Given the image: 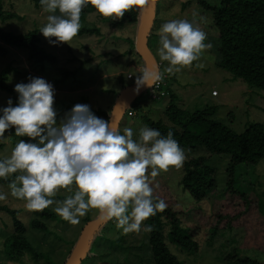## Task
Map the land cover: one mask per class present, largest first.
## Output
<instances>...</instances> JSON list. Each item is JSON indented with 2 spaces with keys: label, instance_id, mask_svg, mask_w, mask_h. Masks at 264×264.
I'll return each mask as SVG.
<instances>
[{
  "label": "rangeland",
  "instance_id": "rangeland-1",
  "mask_svg": "<svg viewBox=\"0 0 264 264\" xmlns=\"http://www.w3.org/2000/svg\"><path fill=\"white\" fill-rule=\"evenodd\" d=\"M188 1L190 4L187 7L190 8L183 10L182 7ZM192 1L158 0L156 21L160 24L159 28L172 19L197 21L193 15L195 12L192 11L194 6ZM206 1L216 5V0ZM4 9L17 14L19 19L0 23L2 29L15 34L38 30L40 46L55 57L54 64H37V67L27 60L24 53L10 48L5 57H0V69L7 65L14 69L10 75L11 84L27 83L30 77L43 78L51 83L55 90L53 107L57 113V124L65 117V114H58L60 109L73 107L76 104L89 105L94 115L96 111L105 113L108 119L104 116L99 118L108 121L122 84H134L136 75L140 73L138 67L143 64L136 52L129 50L131 47L126 41L130 35L129 32L133 31L136 25L126 27L124 30L112 29L106 19L91 13L81 17L80 29L97 27L100 30L99 36L77 34L69 44L64 42L51 44L49 39L54 40L55 37L45 38L39 32L46 23L47 15L42 11L41 6L36 7L31 0H5ZM205 15L207 20L203 18L197 23L206 33L205 43H210L211 48L204 50L200 59L194 61L192 66L182 68L178 73L164 72L167 62L160 61L156 52L159 36L150 33L147 39L150 52L156 61L162 64L159 72L162 73V77L165 75L162 78L163 81L173 87L176 106L189 112L203 109L206 105L217 106L212 119L223 123L236 133L243 132L245 127L253 122L260 123L264 127V92L247 86L240 79H234L230 73L215 65L217 55L214 51L217 35L208 12H205ZM197 64L202 67H197ZM65 71L69 74L63 78L61 74ZM127 73L132 75L131 80L126 79ZM212 91L218 94L216 98L211 96ZM153 93V89L148 88L139 94L137 100L141 102L142 111L137 115L132 113L122 117L119 122L121 133L125 127L131 128L133 139H136L139 129L146 126L142 121L144 116L152 121L162 120L168 124L163 114L168 96L164 95V99L161 96L157 101L152 99ZM9 99L12 100L10 95L0 92V108L6 107ZM5 136L8 138L4 143H0L3 145L0 149V158L8 156L19 140L27 142L29 139L16 137L6 132ZM214 160L215 158H212L211 163L208 164L216 170L212 176L215 179V187L207 192L202 203L194 201L182 189L180 180L183 164L179 169L170 167L167 172H162L155 178L153 183L158 186L154 189L153 195L163 199L167 208L179 213L187 222L198 226L197 233L213 226L215 228L233 226L215 231L212 235L214 239L210 243L209 239L201 240L199 252L196 254L186 255L187 253L179 251L173 245H168V248L179 261H183V264H227L226 256H233L234 253L239 258L254 259L264 264V158L251 166L239 164L234 167L232 173H227L226 159H219L222 161L213 164ZM0 192L6 196L5 200L0 201V207L18 211L21 223L27 228L25 234L27 241L56 264H65L71 250L76 246L80 232L85 226L84 218L86 216L93 220L97 218L96 211L92 210L81 217L79 223L72 225L55 213L56 205L53 204L47 209L54 213V219L43 222L45 225L43 231L33 230L29 227L32 211L25 208V202L12 197L7 185L0 183ZM68 195L71 193L61 190L53 199L60 200L59 198H65ZM258 201L262 204L261 213L257 210ZM187 224L193 228L190 223ZM115 228L109 221L106 222L90 238L89 243L93 244L94 239L103 234L112 239L123 238V247H130V249L113 248L111 250L108 244L102 241L98 244V252L109 253V257L100 259L94 256L93 261L85 260L81 264L92 262L94 264H102L101 262L145 264L150 259L148 246L145 245L147 239L143 227L140 232L127 234ZM12 229L10 216L0 210V264H45V260L34 261L27 254L19 261H9L5 257L2 245ZM231 261H234L233 258Z\"/></svg>",
  "mask_w": 264,
  "mask_h": 264
},
{
  "label": "clouds",
  "instance_id": "clouds-1",
  "mask_svg": "<svg viewBox=\"0 0 264 264\" xmlns=\"http://www.w3.org/2000/svg\"><path fill=\"white\" fill-rule=\"evenodd\" d=\"M148 2L39 0L47 13L39 32L45 38L55 37L49 39L51 44H69L81 27L82 9L89 5L94 15L119 19ZM150 2L155 7L158 0ZM157 34L156 52L160 61L167 62L164 72L168 74L192 66L211 48L195 19L169 20ZM161 79L158 70L144 69L136 75L135 91L151 88ZM14 91L18 94L16 106L9 99L7 106L0 108V143L7 140L5 132L10 129L16 137L29 139L19 140L8 156L0 158V180H10V195L23 200L27 210L42 211L55 204V213L72 225L95 210L101 222L114 220L116 228L127 234L140 232L147 218L167 207L153 195L158 186L153 181L170 167L179 169L185 160L172 131L162 135L144 126L133 139L131 128L125 127L121 133L116 120L95 116L87 104L74 105L57 124L51 83L30 77L27 83L15 84ZM61 190L71 195L54 200ZM5 199L0 192V201ZM143 230L151 231V225H144Z\"/></svg>",
  "mask_w": 264,
  "mask_h": 264
},
{
  "label": "trees",
  "instance_id": "trees-1",
  "mask_svg": "<svg viewBox=\"0 0 264 264\" xmlns=\"http://www.w3.org/2000/svg\"><path fill=\"white\" fill-rule=\"evenodd\" d=\"M31 1L35 3L36 7L41 6L39 0ZM4 2L5 0H0V23L19 19L17 14L4 9ZM192 2L194 5L192 11L196 13L197 21L201 18L207 20L205 12H208L212 27L216 31L217 39L214 52L217 58L215 65L230 73L234 79H240L247 86L264 92V0H216V5H211L206 0H193ZM189 4L190 1L182 9H189L190 7H187ZM144 10L145 5L141 9L125 12L118 21L104 18L112 29L124 30L126 27L136 25V28L129 32L130 35L126 39L131 47L129 50L132 49L135 52L137 32ZM94 12L95 10L89 5L87 8L82 9L81 17ZM156 18L155 6V18L149 34L158 35L160 24H157ZM77 34L79 36L93 34L99 36L100 30L97 27L82 28L79 29ZM10 48L24 53L27 60L35 65L55 63L54 55L47 53L40 46L38 30L36 29L15 34L5 31L0 26V57H5ZM137 56L139 55L137 54ZM142 65L145 69L144 63ZM157 65L159 71L162 64L157 62ZM13 71L14 69L9 65L0 69V92L10 95L13 106H16L18 94L14 91V85L10 81V75ZM67 74L69 73L65 71L61 75L65 78ZM126 79L131 80L132 75L127 73ZM131 85L133 84L123 83L121 90ZM159 86L157 93H162V99H164V95L168 96L163 111L168 124L162 120L152 121L146 116L142 118V121L147 127L159 130L162 135L172 131L173 138L184 150L185 155L180 184L183 191L187 192L194 201L199 202V204L202 203L207 196V192L215 187V179L212 176L216 170L208 164L211 163L212 158H215L213 164L222 161L219 159H226L227 173H232L234 167L239 164L251 166L264 158V127L262 124L250 123L243 132L236 133L223 123L212 119L217 106L206 105L203 109L193 112L181 110L175 104L176 96L173 93V87L167 85L163 79L159 81ZM151 88L155 92L154 87ZM138 96L131 101L125 114L132 115L133 113V115H137L142 111L141 102L137 100ZM71 107L60 109L58 114L68 113ZM95 116H104L108 119L106 114L100 111H96ZM6 133L14 135V130H7ZM2 146L0 144V149ZM9 182L10 180H0L1 184L7 186ZM59 199L63 200L64 198ZM261 209L262 204L258 201L257 210L259 213H261ZM0 210L9 215L12 222V232L2 245V252L9 261H19L27 254L34 261L45 260V264H56L47 259L46 255L38 252L27 241L25 236L27 228L21 223L18 211L6 207H0ZM52 219H54V213L47 208L42 211H32L29 227L33 230L43 231L45 229L43 222ZM91 220L93 219L86 216L84 225ZM109 223L116 227L114 220H110ZM187 223H190L193 228ZM144 225H151V231H145L147 239L145 245L148 246L150 255V259L145 264H183L182 260L179 261L176 255L170 252L168 245L175 246L179 251L187 253L186 255H193L199 252L201 240L207 241L209 239L210 243L214 239L212 235L215 231L233 226L226 225L220 228L213 226L197 233L198 226H195L192 222H187L179 213L167 207L162 212H157L156 215L147 218L142 223V227ZM122 240L121 237L112 239L103 234L97 236L93 244L88 243V252L83 261L89 260L91 262L94 260V256L100 259L109 257V253L98 252V244L102 241L105 244L107 243L111 250L113 248L130 249V247H123ZM232 258L234 261H231ZM225 259L228 262L227 264H262L254 259L239 258L235 253L233 256L227 255ZM101 263L105 264L106 262ZM91 264H94V262Z\"/></svg>",
  "mask_w": 264,
  "mask_h": 264
},
{
  "label": "water",
  "instance_id": "water-1",
  "mask_svg": "<svg viewBox=\"0 0 264 264\" xmlns=\"http://www.w3.org/2000/svg\"><path fill=\"white\" fill-rule=\"evenodd\" d=\"M154 18L155 7H153L152 3L149 0V2L145 4L144 14L140 21L135 42L136 52L143 61L145 69H148L149 71L158 70L157 62L147 45V37L153 25ZM135 87V84H133L120 91L112 108L108 121L114 119L119 123L122 117L125 115V112L131 101L141 92L149 88L141 87L139 91H135ZM104 224L105 222H101L98 218H95L94 220H91L90 222L85 224L80 232L78 240L76 241V246H74V248L71 250L65 264H80L84 260L88 252V243L90 238Z\"/></svg>",
  "mask_w": 264,
  "mask_h": 264
},
{
  "label": "built area",
  "instance_id": "built-area-1",
  "mask_svg": "<svg viewBox=\"0 0 264 264\" xmlns=\"http://www.w3.org/2000/svg\"><path fill=\"white\" fill-rule=\"evenodd\" d=\"M127 77L129 78V75ZM153 87H154L155 92L152 94V99L157 100L159 97L162 96V93L161 94H159V92L157 93V91H158V89L160 87L159 86V82L154 84ZM211 95L212 96H216L217 95L216 91H212Z\"/></svg>",
  "mask_w": 264,
  "mask_h": 264
},
{
  "label": "crops",
  "instance_id": "crops-1",
  "mask_svg": "<svg viewBox=\"0 0 264 264\" xmlns=\"http://www.w3.org/2000/svg\"><path fill=\"white\" fill-rule=\"evenodd\" d=\"M144 70V67H143V65L141 64L139 67H138V71L139 72H142ZM217 96H218V94H217ZM216 96V97H217ZM216 97H213V98H216Z\"/></svg>",
  "mask_w": 264,
  "mask_h": 264
}]
</instances>
